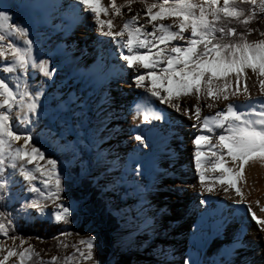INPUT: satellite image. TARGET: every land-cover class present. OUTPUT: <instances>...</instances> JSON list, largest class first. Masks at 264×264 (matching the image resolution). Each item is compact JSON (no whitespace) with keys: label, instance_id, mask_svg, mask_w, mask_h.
I'll return each mask as SVG.
<instances>
[{"label":"snow or ice","instance_id":"obj_1","mask_svg":"<svg viewBox=\"0 0 264 264\" xmlns=\"http://www.w3.org/2000/svg\"><path fill=\"white\" fill-rule=\"evenodd\" d=\"M134 3L142 5L143 11H134ZM122 8L133 14L126 16ZM20 9L28 10L30 15L17 22L15 11ZM82 11L90 14L89 19H94L95 31L110 38L115 48L120 49V66L131 70V86L143 90L141 97L147 95L165 109H173L192 121L191 127L197 134L191 143L201 189L209 194L216 191L217 186H223L225 193L231 189L239 198L228 197L232 199L234 211H245L258 232L264 234V219L253 212L238 187L244 183L243 170L247 162L264 163V39H248L252 32L258 31L249 26L250 22L264 20V0H222V3L221 0H124L122 4L108 0L107 6L102 0H67V3L0 0V62H3L0 71L13 74L15 86L8 83L7 76L0 77V199L4 201L3 206L7 208L10 202L23 200L20 207L26 216L31 215L27 212L30 209L37 216L50 215L57 223L70 224L72 216H93L100 203L94 198H70L67 189L74 179L80 180L85 191L93 188L101 196L102 211H113L112 201L120 199L121 194L127 196L131 192L139 196L143 191L137 178L142 179L147 171L150 138L156 128L153 121H164V110L149 112L145 107H138L141 120L131 137L136 145L124 157L110 153V158H106L97 144V140L102 141L108 134L106 131L100 134L102 120L89 136L81 131L89 120L87 102L82 98L52 97L45 91V86L66 65L81 79L105 83L111 78L102 64L80 71L79 65L73 63L76 58L69 44L64 42V35L79 20ZM116 17L120 18V26L114 31L117 24L113 18ZM167 20L171 22L164 23ZM34 25L45 26L56 34L50 41L51 47L42 50L40 57L35 55L38 40L33 38ZM6 35L22 40L23 47L6 41ZM259 35L264 37V31H259ZM30 68H38L44 78L34 85L35 90L25 81ZM246 81L253 82L251 89ZM241 92L247 103L238 107L233 98ZM189 96L195 99L191 108L187 103L181 104V98ZM202 107L216 111L213 115H202ZM241 107H247L248 111H241ZM21 113L22 129L14 126V115L19 118ZM49 121L65 132H75L84 146L78 155L75 151L72 153L73 159L81 163L75 178L68 169L61 171L59 160L36 143ZM52 143L56 148H65L63 138H57L56 134ZM229 161L231 167L227 166ZM114 167H118V171H113ZM208 173L219 175L208 177ZM22 192L29 193L30 197L22 196ZM48 203L56 210L46 213ZM201 203L207 201L202 199ZM261 211L264 212V208ZM20 216V210L0 211V236L13 241L19 239L22 246L24 238L14 231L9 236ZM57 235L79 236V233L64 230ZM95 239V235L78 239L72 245L78 256L65 257V264L73 259L76 264H80L81 259L99 264L93 256ZM19 246L7 247L0 241V253H5L0 256V264H6L9 257H16L18 264H28L33 256L38 258L39 254L33 252L31 245L17 251ZM243 247L237 243V248ZM234 254L238 259L228 264H253L242 251ZM51 260L57 262V257ZM39 264L45 262L39 261ZM183 264L199 262L189 257Z\"/></svg>","mask_w":264,"mask_h":264},{"label":"rangeland","instance_id":"obj_2","mask_svg":"<svg viewBox=\"0 0 264 264\" xmlns=\"http://www.w3.org/2000/svg\"><path fill=\"white\" fill-rule=\"evenodd\" d=\"M37 2L44 3L48 1L37 0ZM123 2L124 0H122L120 4ZM133 5L139 7L141 6L142 8V5L139 3H134ZM29 15L30 12L28 10L20 9L15 11L17 22L19 20H25V18ZM89 16L90 14L82 16L81 25L87 26L92 22V20L89 19ZM170 22V20L164 21V23ZM75 33L76 29L71 31L69 35H64V42L68 43L70 48L74 47L77 43V41L72 39L75 36ZM55 35L56 34L54 32L45 26H33V38L38 40L35 51V55L37 57H40L42 50L47 51L51 47L50 41L54 39ZM257 39H264V37L259 35ZM7 40H11L13 43L17 44V46L23 47L22 40H17L15 36L9 37L6 35V41ZM71 54L76 58L73 63L79 65L80 71L94 68V64H91V62L85 59L82 55H78L75 51H71ZM2 63L3 62H0V64ZM4 76H7L8 83L15 87L12 82L13 74H4L2 72L0 77ZM43 79L44 78L40 75L38 68L35 70L30 68L29 74L25 78V81L26 83L33 85L32 90H35L34 85L41 83ZM111 82L112 79H109L105 83L81 79L75 74V70L72 67L66 65L57 75H55L54 80L45 86V91H49V94L52 97L58 98L63 96L66 99L71 100L82 98L87 102L88 108L86 111H88L89 120L85 122V127L81 131L85 132V136H89L97 123L102 120L103 127L99 130L100 134H103L105 131L108 134L102 141L97 140V144L101 154L106 158H110V153L119 155L121 157L126 156L124 153L118 151V145L115 140V132L111 124L113 119L116 118L115 113L108 102V96L110 95L111 90ZM246 83L251 89L253 82L246 81ZM54 87H57L58 91L52 93L51 90ZM241 87H243V85ZM256 94L258 95V88L256 90ZM240 96H243L242 92L233 99H237L240 102V105H243V100L240 99ZM181 99L182 102L185 100L188 103L195 101L193 96H189L187 98L182 97ZM135 102L130 107H133L134 104L136 105ZM77 107H79V104H77ZM244 111H248V108ZM126 121L128 128L133 130L135 124L139 121V116L135 109L134 111L132 110L130 118L126 119ZM14 126H17L21 129L24 127L22 113L20 114L19 118H16L14 115ZM164 130L165 129H163L162 126H156L154 131L157 136L154 135L150 138L151 151L149 152L148 168L142 179L137 178L140 184L143 186V191L139 194V196L131 192L127 196L121 195L119 203L115 202V200L112 201L113 211H108V213L121 217L119 221L120 228L118 232H115L113 235H109L107 239H104V242L108 243V256L104 263H100L93 254L94 258L99 262V264H116L119 255L122 253L131 257V264H183V261L189 257L198 261L199 264H228V261L235 259L232 249H223V251H220V249L216 246H206L205 242L200 240L198 242L199 246L195 254H188L185 256L183 255V257L179 259V262L175 263L172 257V252H170L164 246V244L158 240V226L154 220L156 202L160 200L162 193L168 190L170 184L181 180L179 176L174 174L173 169V166H175L176 162L180 159L178 160V157L173 154V140L166 139V137H164ZM218 132L219 131H217V133ZM54 134H56L57 138H63L65 142L64 149L56 148L52 143V137ZM69 135L72 136L71 140L68 139ZM131 137L132 136L128 137L129 143L131 142L130 144L135 146L136 142L131 139ZM17 143L19 144L21 142ZM36 143L42 148L46 149L49 156L59 160L61 171L68 169L74 178L77 176L81 168V163H79L78 160L73 159L72 153L75 151L78 155L79 149L84 146L83 144L79 143L75 132H65L62 127L49 121L44 126V131L37 136ZM129 147L131 148V145H129ZM84 151L87 154L88 149L85 148ZM65 154L68 155V157L60 156ZM41 163H43V161H41ZM247 164L245 165V172H247L249 175H252L255 172V165H253V162L251 161L247 162ZM259 165L258 167H263V165ZM227 166H232L230 161ZM113 171H118V167H114ZM214 175L218 176L219 174H207L208 177ZM261 183L262 177H260L259 181H252V191ZM217 189H220L219 191H221V193L223 192L226 196L229 195L232 197L233 195L231 189H229L228 193H225L222 190L223 186H217ZM21 195L30 197L29 193L22 192ZM67 195L73 200L80 197L86 199L81 191L79 179H74L71 187L67 189ZM23 202V200H14L9 203V205H12L13 203L18 204V207L14 210H20L21 212V216L15 220V224L17 221H21L23 224H30L36 220L54 225L58 224L54 219L51 218L50 215L37 216L34 210H27V212L31 213V215L26 216L25 210L21 209L20 207ZM55 210L56 209L52 203H48L47 207L45 208L46 213ZM70 219L72 221L70 224L60 222L63 224V226L60 228L59 232L67 230L72 233H79V236H59L57 235L59 233L58 232L53 236L56 237L55 239H53V237L48 239H42L39 237L40 239H36V237H38L37 235H17L18 237L24 238L25 240V243L22 246H19V239L13 241L0 236V241H3L7 247L18 245L19 248L16 249L17 251H19L21 248H27L29 245H31L33 252L38 253L39 256L38 258L33 256L31 260L28 261V264H39V261H43L45 264H65V257L78 256V253H75L72 247L73 244H76L78 239L86 238L89 235H95L96 238L98 237L100 240H103L101 238V224L94 216L86 218L84 215H79L72 216ZM129 233H131V235H129ZM128 243L131 244L130 247L121 246L122 244ZM77 247L83 246L77 244ZM4 254L5 253H0V256ZM53 256L57 257V262H52L51 258ZM6 264H18L17 258L9 257L8 261H6ZM67 264H76V261L73 259L68 261ZM80 264H91V262L83 261L81 259Z\"/></svg>","mask_w":264,"mask_h":264},{"label":"bare ground","instance_id":"obj_3","mask_svg":"<svg viewBox=\"0 0 264 264\" xmlns=\"http://www.w3.org/2000/svg\"><path fill=\"white\" fill-rule=\"evenodd\" d=\"M47 1L49 3H67V0ZM121 1L115 0L118 4ZM107 3L108 0H102L104 6H107ZM132 7L134 11H143L141 6L132 5ZM122 12L126 16L133 14L127 12L125 8H122ZM86 14L81 12L79 20L72 25L66 35L76 29L72 39L77 43L71 48V51L82 55L91 64H94V67L102 64L111 73L112 82L108 102L116 117L111 124L115 132L118 151L128 155L134 148L130 144L131 142L129 143L128 137L135 134L136 125L140 124L141 117L138 115L139 121L133 130L128 128L126 119L130 118L132 110L135 109L137 112L138 107H145L149 112L154 109L164 110L166 119L153 121V123L165 129L164 137L173 140L172 152L178 157V160L180 159L173 166V169L174 174L179 176L181 180L170 184L168 190L162 193L160 200L155 205L154 220L158 226V240L172 252L175 263H178L183 255L195 254L199 246L198 242L202 240L206 246L214 245L220 251L232 249L235 256L234 260L238 259L234 253L242 251L245 256L253 261V264H264V234L258 232L255 223L251 221L250 216L245 211H234L232 199L239 198L235 197L233 193L232 199H229V195L226 196L223 192L221 193L220 189L211 194L201 189L193 158L194 146L191 143L192 138L197 134V130L191 127L192 121L173 109H165V106L153 102L149 96L141 97L143 90L131 86V70H123L120 66L121 62L118 59L120 49L115 48L110 38L100 36L95 31L94 19H91L92 22L87 26L81 25L82 16ZM101 18L104 19L105 17L102 16ZM113 22L117 24V28L113 29L115 31L120 26V18H113ZM1 73L2 71H0ZM56 91H58L57 87L51 90L52 93ZM240 97L243 100V105L246 104L244 95ZM183 101L181 99V104L187 103L189 108L195 103V101L192 103ZM233 101L238 107L241 106L237 99H233ZM134 102L136 105L130 107ZM218 107L222 108L223 105H218ZM245 109L247 107L240 108L241 111ZM215 111L216 109L210 111L202 107V115H213ZM216 131L220 130L217 129ZM251 162L255 165V172L249 175L244 168V183L238 184V187L241 189L245 201L252 207L253 212L259 218L264 219V212L261 211L264 208V163ZM259 164H262L263 167H258ZM260 177H262V183L252 191L251 182L259 181ZM202 199L206 200L207 203L202 204ZM238 242L244 246L242 249L237 248Z\"/></svg>","mask_w":264,"mask_h":264},{"label":"trees","instance_id":"obj_4","mask_svg":"<svg viewBox=\"0 0 264 264\" xmlns=\"http://www.w3.org/2000/svg\"><path fill=\"white\" fill-rule=\"evenodd\" d=\"M229 26H233V25H229ZM249 26L254 29H257L258 31L252 32L249 35L248 39L258 40L257 37L259 36V31H264V20L255 19L250 22ZM60 156L68 157V155L66 154ZM80 188L86 199L94 198L95 200L100 202L99 204H97V212L93 216L101 224V228H102L101 238L103 240H100V238L98 237L95 239L93 254L100 263H104V261L108 256V243L104 242L105 241L104 239H107L109 235H113L115 232H118L120 228L119 221L121 217L114 216L113 214L108 213V211H102L100 209V204H103V199L99 194L93 191V188H89L87 191H85L84 186L81 183H80ZM115 202L119 203V199L115 200ZM3 204L4 201L0 199V211L3 212H13V210L18 207V204L13 203L12 205L8 204V207L5 208ZM62 226H63L62 223H58L54 225L39 220L33 221L30 224H23V222L17 221L16 224L14 223L12 225L9 231V235L11 236L12 232L14 231L16 235H20V236L37 235L42 239H48L56 235ZM116 264H131V257L129 255L122 253L119 255Z\"/></svg>","mask_w":264,"mask_h":264}]
</instances>
